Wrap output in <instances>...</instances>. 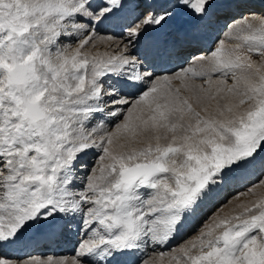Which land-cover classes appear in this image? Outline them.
Listing matches in <instances>:
<instances>
[{
    "label": "snow or ice",
    "instance_id": "snow-or-ice-1",
    "mask_svg": "<svg viewBox=\"0 0 264 264\" xmlns=\"http://www.w3.org/2000/svg\"><path fill=\"white\" fill-rule=\"evenodd\" d=\"M259 3L0 0V264H264Z\"/></svg>",
    "mask_w": 264,
    "mask_h": 264
},
{
    "label": "rangeland",
    "instance_id": "rangeland-1",
    "mask_svg": "<svg viewBox=\"0 0 264 264\" xmlns=\"http://www.w3.org/2000/svg\"><path fill=\"white\" fill-rule=\"evenodd\" d=\"M257 3H259V0H256ZM233 193H230V192H221L219 193L217 196H215L212 200H210L209 202H207L202 210H201V213H200V219H203L204 217H206L207 215H210L213 211H215L216 207L219 206L220 203L224 202L225 198L226 197H230V195H232ZM198 221L194 222L193 224H190L189 225V228L186 230L187 231V234L190 235L191 234V229L193 227H195V224L198 223ZM179 239V238H178ZM74 246L72 247H69V249L65 250L62 249L60 251H54L57 255H60V256H64V257H71L73 254H74ZM70 250V251H69ZM72 250V251H71ZM64 253H63V252ZM68 251V252H67ZM62 252V253H61Z\"/></svg>",
    "mask_w": 264,
    "mask_h": 264
},
{
    "label": "bare ground",
    "instance_id": "bare-ground-1",
    "mask_svg": "<svg viewBox=\"0 0 264 264\" xmlns=\"http://www.w3.org/2000/svg\"><path fill=\"white\" fill-rule=\"evenodd\" d=\"M261 9V5L260 3L255 4V10L259 11ZM224 21L222 20L221 23H223ZM75 246V240L69 236L67 239H62L60 240L58 243H55L52 245V249L53 251H60L62 249H64V251L67 249H69V247ZM74 248V247H73ZM70 251V250H69ZM72 251V250H71ZM63 252V251H62ZM61 252V253H62ZM68 252V251H67ZM64 253V252H63Z\"/></svg>",
    "mask_w": 264,
    "mask_h": 264
}]
</instances>
